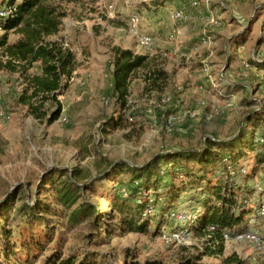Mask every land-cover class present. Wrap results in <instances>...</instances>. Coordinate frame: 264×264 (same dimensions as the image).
I'll return each instance as SVG.
<instances>
[{"label": "rangeland", "instance_id": "obj_1", "mask_svg": "<svg viewBox=\"0 0 264 264\" xmlns=\"http://www.w3.org/2000/svg\"><path fill=\"white\" fill-rule=\"evenodd\" d=\"M51 1L66 12L60 36L78 51L80 65L66 82L60 96L63 111L52 124L17 104L22 89L19 74L0 71V264H45L57 250L68 255L86 249L99 252L109 264H122L127 251L141 260L159 258L164 264H176L183 255L203 251L212 243L195 232L188 244H167L162 233L184 224L166 216L150 221L147 232H122L118 211L109 213L113 194L130 181L131 174L104 177L119 161L142 166L158 153L196 148L206 136L233 135L251 109V100L254 106L264 105V79L250 62L264 59V0H199L198 7L187 9L185 19L175 22L178 32L174 34L168 28L169 13L163 15L158 30H153L150 18L162 8L178 7L170 0ZM134 12L156 38L150 55L153 67L169 75L156 89L140 72L132 82L130 106L120 120L123 111L111 93V59L115 46L144 51L129 29ZM207 14L220 17L221 25L210 24ZM19 37L10 32L11 41ZM206 64L217 86L206 81ZM221 72L225 80L217 79ZM201 83L205 90L199 89ZM232 94L234 108H226ZM168 96L175 104L164 101ZM202 99L205 107L200 105ZM172 113L178 118L169 128ZM247 157L243 162L254 167V177L248 183L253 189L246 193L254 206L261 205L264 170L256 168L252 152ZM71 176L75 184L90 187L80 189L77 203L69 210L58 203L53 182L68 181ZM198 196L182 191L171 208L196 213ZM35 201L37 208L48 212L33 214L30 204ZM83 201L106 213L98 227L91 220L70 221L71 211ZM251 216L254 225L247 226L264 241V217ZM232 254L244 264H264V253L233 242L225 244L223 254L206 255L203 261L228 264L225 258Z\"/></svg>", "mask_w": 264, "mask_h": 264}, {"label": "trees", "instance_id": "obj_2", "mask_svg": "<svg viewBox=\"0 0 264 264\" xmlns=\"http://www.w3.org/2000/svg\"><path fill=\"white\" fill-rule=\"evenodd\" d=\"M193 1H197L198 5L192 6ZM165 3H169L168 0ZM170 3L178 4L173 9L181 7L186 11L199 6V0H170ZM8 6L15 7V10L13 15H0V71L19 74L22 89L16 97L17 104L25 107L34 118L52 124L62 114L60 96L66 82L72 79L80 65L78 51L60 36L66 12L51 0H4L0 9ZM157 7L161 11L162 5L158 4ZM162 9L163 12L153 14L169 13L168 28L171 31L170 12L173 9L169 8L170 12ZM12 31L20 34L13 41L9 39ZM153 52L145 51L144 54L131 47L113 48L111 93L123 111L120 120H123L124 112L130 106L132 82L140 77V72L144 81L151 82L156 89L162 88L161 82L166 81L169 75L165 70L153 67ZM250 62L259 71L264 69V59ZM170 102L175 104L174 100ZM250 102L251 109L233 135L223 138L206 136L196 148L167 150L156 154L142 166L126 161L116 162L112 166L104 179L123 172L131 174L130 181L122 184L113 194L109 213L118 211L122 232H147L154 218H171V207L182 191H193L199 195V210L190 228L192 233L206 238L212 245H207L203 251L181 256L176 264H206L204 256L223 254L226 233L233 236L254 229L247 224L254 225L251 222L254 216L251 215L257 214L262 204L254 206L246 193L253 189L248 183L254 177V167L249 168L243 161L252 152L256 168L259 170L260 166L264 170V105L254 106L253 101ZM117 124L121 125L122 122ZM248 128L252 129L248 131ZM244 168L246 171H243ZM65 174L64 171L62 175ZM53 183L58 203L69 210L77 203L80 189L86 191L90 187L89 184H75L72 176L68 181ZM57 184H61V187ZM123 188L127 190V195L122 192ZM36 204V201L30 204L33 214L48 212L49 209L37 208ZM105 215L98 205L83 201L71 211L69 219L76 223L91 220L98 227ZM211 227L214 229L210 230ZM100 255L91 249L68 255L57 250L46 258L45 264H109ZM225 261L228 264H244L236 254L227 256ZM122 264L164 263L159 258L141 260L132 251H127Z\"/></svg>", "mask_w": 264, "mask_h": 264}, {"label": "built area", "instance_id": "obj_3", "mask_svg": "<svg viewBox=\"0 0 264 264\" xmlns=\"http://www.w3.org/2000/svg\"><path fill=\"white\" fill-rule=\"evenodd\" d=\"M192 6H197L198 2L197 1H193L191 2ZM15 10V7L12 6H8V7H4L2 9H0V15L1 16H10L13 15V12ZM186 10L184 8H176L171 10L170 12V19H171V25H170V29L171 32L174 34L176 32H178V27L176 26L175 22L179 21V20H183L186 18ZM207 21L212 24V25H216L219 26L221 25V19L218 16H215L213 14H207L206 15ZM129 29L131 34L136 38L137 43L145 50V51H152L154 48V44H155V37L150 34L149 32H147L146 30H144L143 28V19L142 16L139 13H132L130 15V20H129ZM205 40V39H204ZM210 66L209 65H204L203 66V70L207 76L206 81L208 83H210L213 86H217L215 83V80L213 79V76L210 74ZM263 79H264V69L260 70ZM218 80H225V76L223 74V72L219 73L218 75ZM199 89L200 90H205L206 87L204 84H200L199 85ZM222 93V92H220ZM232 96H230V98L227 99L226 101V108H230L233 109L234 108V99L232 98ZM172 100V98L170 96H168L166 99H164V101L166 102H170ZM200 105L203 107L206 105V101L204 99H202L200 101ZM177 115L175 114H171L168 117V121H167V125L169 128H172L173 124L176 122L177 120ZM64 120H66V117H63ZM243 171H246L245 168L243 169ZM122 192L124 193V195H127V190L125 188L122 189ZM257 214L259 216H263L264 215V204H262L260 206V208H258L257 210ZM170 217L171 219L175 220V221H179L180 223H183V227L181 228H177V229H173L170 231H164L162 233V239L167 243V244H188L189 241L191 240L192 237V230L190 228V225L192 222H194L195 220V213L189 212V211H185V210H179V209H175L170 213ZM255 218L253 217L251 219V222H254ZM187 223V225H186ZM214 227H211L210 230H213ZM225 237V242L226 243H247L251 246H253L257 252L259 253H264V241L260 235L259 232L255 231L254 229H250L244 232H240L237 233L235 235H230L228 233H226L224 235Z\"/></svg>", "mask_w": 264, "mask_h": 264}, {"label": "crops", "instance_id": "obj_4", "mask_svg": "<svg viewBox=\"0 0 264 264\" xmlns=\"http://www.w3.org/2000/svg\"><path fill=\"white\" fill-rule=\"evenodd\" d=\"M167 15V14H166ZM168 16V15H167ZM164 17H165V15H164ZM151 18L152 19H154L153 20V22H154V25H155V29H153V30H158V27L159 26H161L162 25V22L164 21V20H162V18H163V15H153V16H151ZM166 18H168V17H166ZM168 22V21H167ZM148 31H150L149 29H148ZM151 33H152V31H151ZM153 34V33H152ZM154 35V34H153ZM155 37V36H154ZM155 41H156V38H155ZM155 45V44H154ZM131 48H133V47H131ZM154 48H155V46H154ZM154 48H153V51H154ZM133 49H135V48H133ZM143 49V48H142ZM136 50V49H135ZM239 51H242L240 48H239ZM136 52H138V53H144L145 54V50L143 51V52H140V51H137L136 50ZM159 56V55H158ZM76 72V71H75ZM201 111H203V109H201ZM203 115H204V113H203ZM205 116V115H204Z\"/></svg>", "mask_w": 264, "mask_h": 264}]
</instances>
